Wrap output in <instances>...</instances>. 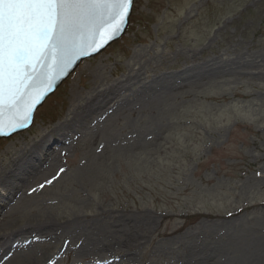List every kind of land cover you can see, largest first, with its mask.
<instances>
[{
	"label": "rangeland",
	"instance_id": "374dc122",
	"mask_svg": "<svg viewBox=\"0 0 264 264\" xmlns=\"http://www.w3.org/2000/svg\"><path fill=\"white\" fill-rule=\"evenodd\" d=\"M77 111L90 132L56 135ZM44 136L52 161L0 198L1 233L57 227L23 264H74L81 242L106 264H264V0H136L127 32L0 139V176Z\"/></svg>",
	"mask_w": 264,
	"mask_h": 264
},
{
	"label": "snow or ice",
	"instance_id": "6c2138e0",
	"mask_svg": "<svg viewBox=\"0 0 264 264\" xmlns=\"http://www.w3.org/2000/svg\"><path fill=\"white\" fill-rule=\"evenodd\" d=\"M136 0H0V136L11 138L3 131L5 107L15 113L16 128H26L34 122L33 110L47 95L33 103L30 98L37 82L48 83L45 73L37 72L36 65L44 66L56 60V67L65 74L76 59L88 55L86 48L93 47L96 40L77 44L75 35L82 30L85 21L100 16L97 32L104 24L120 18L113 36L122 31ZM106 14L108 19H103ZM111 39V37H110ZM103 47V46H101ZM94 51H99L95 49ZM12 129V132L16 131ZM55 131V130H53ZM67 170L60 168L52 178L39 187L51 184ZM4 177L0 176V179ZM36 191V189H32ZM232 215L231 212L228 213ZM70 240L64 246L71 245ZM80 259L74 264H106L98 259H86L83 242L74 246ZM119 259V258H117Z\"/></svg>",
	"mask_w": 264,
	"mask_h": 264
},
{
	"label": "bare ground",
	"instance_id": "6f19581e",
	"mask_svg": "<svg viewBox=\"0 0 264 264\" xmlns=\"http://www.w3.org/2000/svg\"><path fill=\"white\" fill-rule=\"evenodd\" d=\"M200 67L202 68H200L199 71H205L207 69V67L204 68L205 66ZM144 87L146 89L150 86L144 85ZM106 93L110 94L109 92ZM100 100H102V97H100L99 100L95 101V105H99V107L97 108H101L102 103H100ZM123 101L124 99H118L114 103V106H121L123 104ZM93 107L95 108V106ZM101 110L103 109L101 108ZM87 116L88 115H83L81 111H77L73 114V117L68 120V122L62 123L60 126L54 129L56 132L55 134L60 137L61 135L64 136V134H69L73 131L79 132L81 134H88L90 130L83 129L88 123V119H86ZM71 126H75L74 130H70L69 132H67L65 129H69V127ZM48 141L49 137L44 136L42 139L35 141L30 148L23 149L22 156L19 157L18 160L14 163V168L9 173L6 172L2 176L4 178L0 179V198L1 196H3V193L10 187L17 186L18 189V185H20L18 184V180L23 179L27 183L30 182L29 179L32 177V175H28V172L39 169L44 161H47V163H50L52 161L50 151L47 149ZM36 175L37 174H35V176ZM25 228L26 226H22L20 229L13 230L8 236L4 233H1L0 231V264H23L22 262H24L27 257L21 256L22 252L32 244L34 237L40 235V231L42 229L47 228L48 234H54L58 232L56 230L57 227L51 226L50 223H41L31 227V230L28 233L11 237L12 234L19 233L20 230L22 232L25 230ZM25 264L32 263L26 262ZM110 264H113V261L110 262Z\"/></svg>",
	"mask_w": 264,
	"mask_h": 264
},
{
	"label": "water",
	"instance_id": "95a60500",
	"mask_svg": "<svg viewBox=\"0 0 264 264\" xmlns=\"http://www.w3.org/2000/svg\"><path fill=\"white\" fill-rule=\"evenodd\" d=\"M131 13H132V9L130 10L128 20L126 21L124 25H122V31H120L115 36H113V30L117 27V25L120 24V18H117L115 21H109L108 23L104 24V26L100 28L98 32H97L96 26L97 24L101 22L100 16H97L88 21H85V24L82 30H80L75 35V40L77 41V44L79 45L81 43L90 41L94 38L96 40V43L93 47H88L85 49L88 55H84V56L79 57V59H76L75 62L65 71L70 74L84 58L91 56V55H95L98 52L102 51L107 45H109L111 42L118 39L123 33H125L128 27L129 21H130ZM103 19H108L106 14L103 15ZM94 48L99 49V51H94ZM36 70L37 72L45 73L48 81H55V86L50 89L48 83L41 84L39 83V81L37 82L36 86L32 89L31 94H30L31 101L35 103V101L40 100L41 96H44L45 93L47 95L38 105H36L35 109L33 110V114H35L36 109L41 104H43L46 98L50 94H52L57 89V87L63 82V80L69 75V74H65L61 72L59 68L56 67L55 59H53L50 62H47L46 64H44L43 67H41V65H36ZM14 115L15 113L9 112L7 107H5L4 112H3V117H2L3 131L5 133L13 134L17 131H21V130L28 128L32 124L30 123L28 127L26 128H16V121L14 119ZM13 128H16L15 132H12ZM1 137L3 136H0V138Z\"/></svg>",
	"mask_w": 264,
	"mask_h": 264
}]
</instances>
